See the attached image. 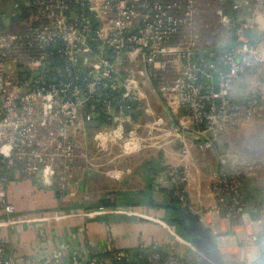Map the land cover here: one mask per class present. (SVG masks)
Returning <instances> with one entry per match:
<instances>
[{"label": "built area", "instance_id": "1", "mask_svg": "<svg viewBox=\"0 0 264 264\" xmlns=\"http://www.w3.org/2000/svg\"><path fill=\"white\" fill-rule=\"evenodd\" d=\"M228 11L223 34L231 35L230 42L195 45L196 30L216 36L212 24ZM259 69H264V0H15L8 13L0 12V228L101 214L147 218L128 206L17 216L5 199L15 167L28 180L38 174L41 185L65 190L76 159H88L82 149L88 122L98 121L102 139L134 147L141 135L130 112L147 109L142 90L147 88L172 115V138L184 157L194 148L215 152L216 204L195 212L216 234L224 264L232 255L222 249L240 238L237 264H262L263 234L252 227L242 238L236 227L260 222L252 212H263L258 192L264 165L219 144L228 128L264 114V91L240 95L235 87L243 74ZM152 178L155 192L163 189L184 205L185 167L168 165ZM247 180L251 198L243 192ZM163 226L174 240L168 247L139 242L129 255L107 232L91 255L64 244L44 264H200L186 256L182 247L189 246L177 232ZM225 228L237 235L221 234ZM250 246L257 247L255 255L248 254ZM0 264H23L6 234L0 237Z\"/></svg>", "mask_w": 264, "mask_h": 264}, {"label": "crops", "instance_id": "2", "mask_svg": "<svg viewBox=\"0 0 264 264\" xmlns=\"http://www.w3.org/2000/svg\"><path fill=\"white\" fill-rule=\"evenodd\" d=\"M0 3L3 4V0H0ZM11 7L3 9L1 13L6 14ZM255 37L259 40V36ZM194 39L197 46L200 42H206L208 46H212V43L217 45L225 41L226 35L218 32L216 36L212 37L204 32L199 36L196 34ZM263 77L264 69L246 72L237 79L236 91L240 95L249 91H264ZM158 83L159 81L155 82L156 86ZM142 90L147 95L146 100H144L146 101L144 106H147V109L130 112L134 128L141 135L134 147L123 145L116 138L102 139L98 132L99 125L89 126L82 148L87 152L88 159L79 157L76 159L73 177L68 182L66 189L62 191L56 185H41L38 174L28 180L23 177L20 168H13L9 173L10 183L6 190L5 199L15 205L14 215L30 216L42 213L68 212L81 209L82 205H98L100 200L125 202L130 198L146 199L151 192L157 199L167 200L170 195L166 191L160 189L155 192L153 190L151 163H153V167L157 168V172L173 164L185 167L189 173V178L184 185L186 192L184 205L188 206L194 213L197 210L206 212L214 209L216 200L212 194L213 179L211 176L216 168L215 152L211 149L194 148L188 156L184 157L180 152L179 145L172 138L174 131L172 115L164 109L161 102H157L147 88H142ZM99 121V124L102 123L103 118ZM244 157H248V155ZM261 181L264 183V167L261 173ZM243 192L246 197L251 198L253 196L251 181L247 180L243 183ZM261 206L263 212H252L253 217H256L257 213L259 214L260 222L255 221L247 227H236L237 232L242 234V238L244 234L251 232L252 227L257 228L264 236V198L261 200ZM137 210L152 213L150 211H153L154 208L142 206ZM155 211L157 212L152 213L153 215L161 212L162 217L168 216L165 211L158 209ZM3 216L4 214L0 209V219ZM145 218H138L135 221V225L138 226L136 234L128 230L129 228L125 229L127 231L125 233H118L119 222L105 224L96 222L92 217H87L34 222L18 226L15 228L18 230L15 231H12V228L7 230L0 228V237L7 235L9 243L23 264H44L64 244L67 245V248L76 247L83 250L87 255H91L97 245L105 242L107 232H110L114 237L115 247L123 249L129 255L133 254L132 249L139 242L154 243L160 247H168L174 243L171 232L160 222H155V220L149 222L150 220H145ZM222 223L224 224V221ZM112 224L117 225L115 232L111 231ZM140 224H142L141 228ZM237 232L225 228L221 234L230 235L233 238L232 234L237 235ZM240 240L241 238L237 241L236 246L231 245L222 249L232 255L230 261H234L235 264L238 263L239 254L237 252L242 251L240 248L243 243ZM182 248L191 261L197 259L195 252L189 247L184 246ZM248 251L249 255H255L258 252L256 246H250ZM66 252L67 249L62 250L63 258H65Z\"/></svg>", "mask_w": 264, "mask_h": 264}, {"label": "water", "instance_id": "3", "mask_svg": "<svg viewBox=\"0 0 264 264\" xmlns=\"http://www.w3.org/2000/svg\"><path fill=\"white\" fill-rule=\"evenodd\" d=\"M230 40L231 35H228L224 43H229ZM87 124L88 126H96L98 125V121H91ZM261 191H263L262 194ZM261 191L258 193L264 198V187ZM85 206L86 205H82L80 208H85ZM97 206H131L134 208L150 206L154 208V210L158 209L165 211L168 216H157V220L161 222L162 226L165 224L177 232L180 238L188 244L193 252H195L200 264H224L222 255L218 249L216 234L201 222L197 213L192 212L188 206L176 202L171 196L167 200H160L153 195V192H151L146 199L130 198L125 202L119 203L100 200L98 205L93 207ZM92 218L96 222L105 224L124 221L135 222L138 220V217L132 214H101Z\"/></svg>", "mask_w": 264, "mask_h": 264}, {"label": "rangeland", "instance_id": "4", "mask_svg": "<svg viewBox=\"0 0 264 264\" xmlns=\"http://www.w3.org/2000/svg\"><path fill=\"white\" fill-rule=\"evenodd\" d=\"M13 0H3V4L0 3V12L3 9H8L9 6H12ZM212 4V2H211ZM215 7V5H214ZM214 9V8H213ZM218 12H220V9H218ZM8 13V12H7ZM217 15L218 13L215 12ZM232 15L230 11L225 12L223 18L221 19V22L212 24L213 27L216 28L217 32L223 33L225 30V23L229 19V16ZM219 17V16H218ZM231 17V16H230ZM203 34V31L201 29L196 30V34L199 36L200 34ZM252 36L254 40H257L255 38V33L252 32ZM193 42H196L194 39ZM211 42V41H210ZM208 42L209 44H211ZM213 42V41H212ZM203 45H207V43H202ZM213 45V43H212ZM264 80V77H263ZM155 80H153V84H155ZM238 89V88H237ZM139 134V132H138ZM219 144L224 146V148H230L231 150H235L239 155L252 157L256 159L262 160V164L264 165V114L257 115V116H249L247 118H244L240 120L237 124L234 126H231L230 128L225 131L222 136L219 139ZM224 144V145H223ZM114 203L116 200L113 201ZM137 209V208H136ZM144 213L145 215L151 216V218H145V220H150L149 222H153L156 219L157 216H161L160 214L153 215L152 213L157 212L155 210L150 211L152 213H146L144 211H140ZM127 223V224H126ZM118 224V233H125V229L129 228L128 230H131L134 234L137 232V225H135V222H119ZM18 227V226H17ZM16 227V228H17ZM142 227V224H140V228ZM113 228V229H112ZM157 228V227H156ZM117 225L112 224L111 225V231H116ZM18 229H12V231H15ZM114 231V232H115ZM227 264H235L234 261H228Z\"/></svg>", "mask_w": 264, "mask_h": 264}, {"label": "trees", "instance_id": "5", "mask_svg": "<svg viewBox=\"0 0 264 264\" xmlns=\"http://www.w3.org/2000/svg\"><path fill=\"white\" fill-rule=\"evenodd\" d=\"M150 168H151V172L152 173H154V172H157L156 170H157V168L156 167H153V163H151L150 164ZM159 171V170H158ZM166 200V199H165ZM176 201V200H175ZM119 203V202H118ZM94 206H96V204H93ZM93 205L92 206H89V207H93ZM85 208H87V206H85ZM138 209V208H137ZM148 218H150V217H148Z\"/></svg>", "mask_w": 264, "mask_h": 264}, {"label": "bare ground", "instance_id": "6", "mask_svg": "<svg viewBox=\"0 0 264 264\" xmlns=\"http://www.w3.org/2000/svg\"><path fill=\"white\" fill-rule=\"evenodd\" d=\"M230 239H232V238H230ZM249 252V251H248Z\"/></svg>", "mask_w": 264, "mask_h": 264}]
</instances>
